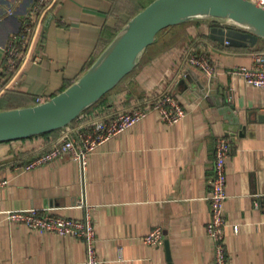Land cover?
Instances as JSON below:
<instances>
[{
  "label": "crops",
  "instance_id": "crops-1",
  "mask_svg": "<svg viewBox=\"0 0 264 264\" xmlns=\"http://www.w3.org/2000/svg\"><path fill=\"white\" fill-rule=\"evenodd\" d=\"M33 1L0 0L3 109L33 105L36 97L63 90L152 0L51 1L41 17L38 60L25 61L6 79L3 47L21 29ZM153 43L86 110L127 109L134 99L171 93L185 109L177 123L168 125L152 111L98 145L84 168L64 156L22 170L61 129L0 141V179L7 180L0 186V264H85L81 240L6 218L8 211L29 208L76 219L89 213L101 264H214L205 232L206 195L221 135L231 142L224 203L229 264H264V93L230 73L253 63L264 38L224 18L197 17L167 27ZM188 51L205 54L213 73L190 64ZM234 115L236 131L227 128ZM155 226L162 229V245L143 243Z\"/></svg>",
  "mask_w": 264,
  "mask_h": 264
},
{
  "label": "built area",
  "instance_id": "built-area-1",
  "mask_svg": "<svg viewBox=\"0 0 264 264\" xmlns=\"http://www.w3.org/2000/svg\"><path fill=\"white\" fill-rule=\"evenodd\" d=\"M53 0H34L21 26L13 33L3 47V66L12 71L29 61L38 60L36 43L40 36L41 17ZM264 6V0H252ZM190 64L200 68L205 74L214 71L210 59L205 54L187 53ZM3 67V68H4ZM231 74L241 76L244 81L264 93V50L253 54L250 66H240L230 70ZM231 99L232 96L230 95ZM44 101L36 97V102ZM156 112L166 124L177 123L185 114L184 107L171 93H158L134 99L127 109L110 110L109 108L84 110L70 124L61 128L60 136L51 141L48 148L21 166L22 170H30L39 164L55 158L67 156L85 167L89 154L101 143L133 126L150 112ZM231 142L226 135L216 138L214 146V164L208 179L206 198L209 204V219L205 224V232L213 244L214 264H229L225 248L224 203L226 192V162L230 154ZM7 183L0 179V186ZM9 222L23 224L37 232H54L61 236H72L83 242L86 258L85 264H101L96 248V231L89 213L84 218L76 219L42 212L36 208L11 210L6 213ZM236 231L237 228L234 227ZM143 243L160 246L163 242L162 229L153 227L142 239Z\"/></svg>",
  "mask_w": 264,
  "mask_h": 264
},
{
  "label": "water",
  "instance_id": "water-1",
  "mask_svg": "<svg viewBox=\"0 0 264 264\" xmlns=\"http://www.w3.org/2000/svg\"><path fill=\"white\" fill-rule=\"evenodd\" d=\"M197 17L224 18L264 38V6L252 0H152L118 30L69 86L40 103L0 110V141L70 124L137 66L159 31ZM230 121L234 126L227 128L236 131L240 126L237 117Z\"/></svg>",
  "mask_w": 264,
  "mask_h": 264
},
{
  "label": "trees",
  "instance_id": "trees-1",
  "mask_svg": "<svg viewBox=\"0 0 264 264\" xmlns=\"http://www.w3.org/2000/svg\"><path fill=\"white\" fill-rule=\"evenodd\" d=\"M166 29V28H165ZM165 29H163V30H161V31H159L158 33H157V35H156V38L158 37V35L160 34V33H162ZM111 38H109L108 39V41L110 40ZM154 44V43H153ZM152 46V44L151 45H149L146 49H145V52L150 48ZM12 73H13V71L12 70H10V69H7L6 67H4L3 68V75H5L4 77L7 79L8 77H10L11 75H12ZM71 83L70 82H67L66 84H65V86H64V88H66L67 86H69ZM63 88V89H64ZM3 92H1L0 94V110L1 109H3L4 107L2 106V101H3V97L4 96H2V95H4V94H2ZM103 98V97H102ZM102 98L97 102V103H99L101 100H102ZM44 100H46V99H44ZM2 106V107H1ZM61 129V128H60ZM57 130H59V129H56V130H52V131H49V132H46V133H43V134H50V133H54V132H56Z\"/></svg>",
  "mask_w": 264,
  "mask_h": 264
}]
</instances>
